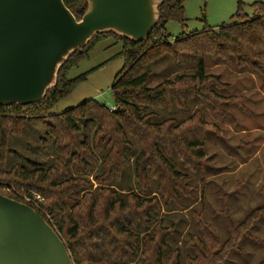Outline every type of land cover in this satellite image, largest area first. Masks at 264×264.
<instances>
[{"label":"trees","instance_id":"1","mask_svg":"<svg viewBox=\"0 0 264 264\" xmlns=\"http://www.w3.org/2000/svg\"><path fill=\"white\" fill-rule=\"evenodd\" d=\"M184 2L162 0L158 23L143 41L112 32L95 34L62 64L55 86L42 100L0 106V193L35 209L58 232L74 264H126L136 258L139 264H179L181 249H171L167 243L173 230L156 220L154 213L169 210L180 195L190 196L191 186L189 175L175 169L162 147L167 154L175 150L183 167L203 177L209 124L199 111L183 120H158L157 110L183 109L198 94L220 112L224 99L213 90L218 77L205 72L206 58L264 77V2L249 4L253 14L248 16L244 12L247 5L238 1L232 24L215 28L205 24L201 31L173 38L165 32V25L177 21L186 26ZM63 3L77 20L87 8L84 0ZM108 37L120 42L118 56L123 59L110 88L114 109L89 99L53 113L85 79V75L68 78L70 69L88 56L95 42ZM165 56L179 64L193 62L194 72L150 87L156 74L149 66ZM32 122L44 129L36 150L49 158L46 161L9 146L10 137H21ZM135 150L132 170L137 192L123 193L118 183L129 153ZM150 178L155 181L153 195L147 194ZM32 192L42 200H34L36 204L25 200L34 197ZM259 210L264 217V206ZM197 219L201 235L189 234L183 242L193 251L185 257V264L224 263L229 251L239 250L238 243L250 225L243 222L235 230L229 226V237L221 244L203 215Z\"/></svg>","mask_w":264,"mask_h":264},{"label":"rangeland","instance_id":"2","mask_svg":"<svg viewBox=\"0 0 264 264\" xmlns=\"http://www.w3.org/2000/svg\"><path fill=\"white\" fill-rule=\"evenodd\" d=\"M238 1L247 5L244 12L248 16L253 14L249 4L264 2L185 0L186 26L170 21L165 25V32L174 38L182 33L188 35L201 31L205 24L212 28L230 25L233 23L232 15L237 10ZM115 41L116 38L108 37L95 42L88 56L70 69L68 78L85 75V79L78 82L52 109L53 113L62 112L89 99L108 107L113 105L110 88L123 67V59L118 56L121 44ZM149 69L156 74L150 84V87H154L175 75L191 74L195 67L193 62L179 64L165 56L152 63ZM205 72L218 77L219 84L213 90L224 99L220 112L198 94L189 98L183 109L172 112L157 110L158 120L171 117L183 120L200 112L201 119L209 124L205 135V174L200 177L192 173L181 165L175 150L167 154L162 147L164 155L175 169L189 175L191 195H180L179 201L172 203L169 210L161 209L154 213V217L161 220L163 225L171 226L173 234L167 239V243L171 249H181L179 264H185V257L193 255V251L183 245L187 236L201 235L198 215H203L221 244L229 237V226L235 230L241 223L247 222L250 225L246 235L238 243L239 250L229 251L222 264H258L264 260V217L259 215V209L264 206V77L257 71L239 69L213 58H206ZM43 132L42 126L32 122L24 128L21 137H10L9 146L46 161L49 158L41 156L36 150ZM135 153L136 150L129 153L118 183L122 189L119 190L123 193L137 192L132 170ZM149 183L147 194L153 195L155 181L150 178ZM32 194L40 196L36 192ZM164 253L167 256L169 251L165 250ZM126 264H139V259Z\"/></svg>","mask_w":264,"mask_h":264},{"label":"water","instance_id":"3","mask_svg":"<svg viewBox=\"0 0 264 264\" xmlns=\"http://www.w3.org/2000/svg\"><path fill=\"white\" fill-rule=\"evenodd\" d=\"M0 0V106L39 102L67 58L97 33L145 40L162 0ZM0 264H74L58 232L31 206L0 193Z\"/></svg>","mask_w":264,"mask_h":264},{"label":"built area","instance_id":"4","mask_svg":"<svg viewBox=\"0 0 264 264\" xmlns=\"http://www.w3.org/2000/svg\"><path fill=\"white\" fill-rule=\"evenodd\" d=\"M109 109L110 110H113L114 108L112 107V106H109ZM33 199V200H32ZM26 200L27 201H31V202H34V200H37V201H41L42 200V197L41 196H35L34 195V197L33 198H29V197H26ZM35 204L37 203V202H34Z\"/></svg>","mask_w":264,"mask_h":264},{"label":"crops","instance_id":"5","mask_svg":"<svg viewBox=\"0 0 264 264\" xmlns=\"http://www.w3.org/2000/svg\"><path fill=\"white\" fill-rule=\"evenodd\" d=\"M116 42V41H115Z\"/></svg>","mask_w":264,"mask_h":264}]
</instances>
